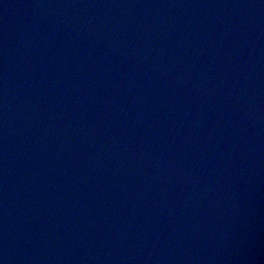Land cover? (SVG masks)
<instances>
[{
	"label": "water",
	"instance_id": "95a60500",
	"mask_svg": "<svg viewBox=\"0 0 264 264\" xmlns=\"http://www.w3.org/2000/svg\"><path fill=\"white\" fill-rule=\"evenodd\" d=\"M0 264H264V0H0Z\"/></svg>",
	"mask_w": 264,
	"mask_h": 264
}]
</instances>
